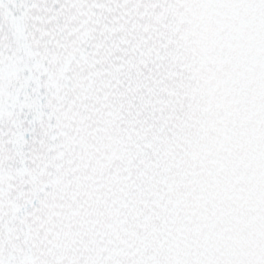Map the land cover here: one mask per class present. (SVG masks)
I'll return each mask as SVG.
<instances>
[{
    "label": "snow or ice",
    "instance_id": "snow-or-ice-1",
    "mask_svg": "<svg viewBox=\"0 0 264 264\" xmlns=\"http://www.w3.org/2000/svg\"><path fill=\"white\" fill-rule=\"evenodd\" d=\"M0 264H264V0H0Z\"/></svg>",
    "mask_w": 264,
    "mask_h": 264
}]
</instances>
